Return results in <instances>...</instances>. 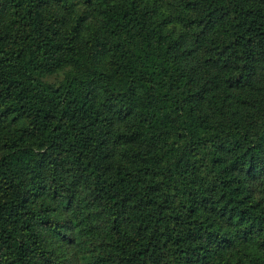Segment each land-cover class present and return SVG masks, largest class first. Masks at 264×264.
I'll return each instance as SVG.
<instances>
[{"label":"trees","instance_id":"obj_1","mask_svg":"<svg viewBox=\"0 0 264 264\" xmlns=\"http://www.w3.org/2000/svg\"><path fill=\"white\" fill-rule=\"evenodd\" d=\"M0 264H264V0H0Z\"/></svg>","mask_w":264,"mask_h":264}]
</instances>
